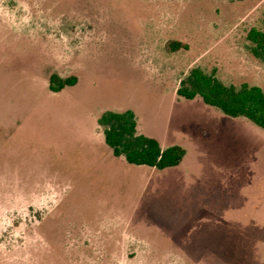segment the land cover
Listing matches in <instances>:
<instances>
[{
    "label": "rangeland",
    "instance_id": "obj_1",
    "mask_svg": "<svg viewBox=\"0 0 264 264\" xmlns=\"http://www.w3.org/2000/svg\"><path fill=\"white\" fill-rule=\"evenodd\" d=\"M252 27L264 0H0V264H264V128L176 93L264 90ZM128 109L180 167L113 156L97 119Z\"/></svg>",
    "mask_w": 264,
    "mask_h": 264
},
{
    "label": "trees",
    "instance_id": "obj_2",
    "mask_svg": "<svg viewBox=\"0 0 264 264\" xmlns=\"http://www.w3.org/2000/svg\"><path fill=\"white\" fill-rule=\"evenodd\" d=\"M250 53L264 63V30L252 27L247 33ZM184 44L175 41L171 49L177 50ZM58 80V84L55 81ZM50 89L61 91L65 86L77 82L75 76L59 78L51 74ZM176 93L186 99L200 96L204 103L219 108L231 117L243 116L264 128V90L257 85L243 83L240 87L226 85L214 73H206L200 67L193 68L181 81ZM103 128L104 141L115 157L123 156L130 164L147 165L164 169L178 165L186 150L179 144L162 147L159 140L137 132L135 113L106 110L97 119Z\"/></svg>",
    "mask_w": 264,
    "mask_h": 264
},
{
    "label": "crops",
    "instance_id": "obj_3",
    "mask_svg": "<svg viewBox=\"0 0 264 264\" xmlns=\"http://www.w3.org/2000/svg\"><path fill=\"white\" fill-rule=\"evenodd\" d=\"M160 142V141H159ZM160 144L162 145V143L160 142ZM170 146V145H169ZM162 147H167V146H164V145H162ZM185 156H186V154H185ZM184 156V157H185ZM183 160H184V158H183ZM182 160V161H183ZM182 161L178 164V165H176V166H172L174 169H177V167H180V165L182 164ZM173 171H175V170H173ZM170 175H172V174H170ZM174 175V174H173ZM172 175V176H173ZM170 177V176H169ZM173 178H174V176H173ZM171 183H172V181H171ZM171 186H173V185H171ZM191 186V185H190ZM184 188H185V192L187 191L186 189L188 188V184H185V186H184Z\"/></svg>",
    "mask_w": 264,
    "mask_h": 264
}]
</instances>
